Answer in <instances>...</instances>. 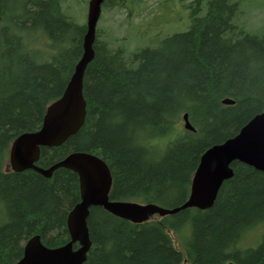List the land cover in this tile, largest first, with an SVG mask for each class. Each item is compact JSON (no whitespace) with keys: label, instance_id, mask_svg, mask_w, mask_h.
I'll return each instance as SVG.
<instances>
[{"label":"trees","instance_id":"1","mask_svg":"<svg viewBox=\"0 0 264 264\" xmlns=\"http://www.w3.org/2000/svg\"><path fill=\"white\" fill-rule=\"evenodd\" d=\"M127 2L105 0L102 12L129 9ZM63 3L0 0V264H17L35 236L49 248L66 245L67 218L80 202L73 171L45 178L4 170L12 142L41 128L82 58L87 25L65 13ZM243 5L183 4L187 27L156 45L130 48L125 37L105 39L97 27L84 76L85 122L61 146L42 148L37 166L49 169L75 152L94 154L110 168L111 200L182 206L202 155L264 112V27L250 30ZM34 33L48 37L50 54L30 48L24 37ZM226 98L235 104L224 105ZM185 114L194 132L179 126ZM232 168L207 210L134 224L92 208L87 264H264V235L256 248L241 245L264 224V173L240 162ZM170 232L181 237L180 247Z\"/></svg>","mask_w":264,"mask_h":264},{"label":"water","instance_id":"2","mask_svg":"<svg viewBox=\"0 0 264 264\" xmlns=\"http://www.w3.org/2000/svg\"><path fill=\"white\" fill-rule=\"evenodd\" d=\"M104 3L105 0H90L82 58L62 96L47 107L41 128L19 135L11 144L9 163L13 172L34 170L51 178L58 169H67L76 173L80 182V202L67 218L70 241L61 247L49 248L40 236H35L25 244L23 257L17 264H87L92 247L88 228L92 208L102 207L118 218L143 224L155 215L165 217L186 209H210L223 184L234 176L232 165L235 162L264 173V112L251 119L237 135L213 145L202 155L187 201L174 209L151 203L111 200L113 178L110 168L94 154L75 152L49 169L37 166L42 148L61 146L77 134L85 122L84 76L95 57L94 43ZM222 103L232 106L235 101L226 98ZM183 121L185 129L195 131L188 114L183 116Z\"/></svg>","mask_w":264,"mask_h":264},{"label":"rangeland","instance_id":"3","mask_svg":"<svg viewBox=\"0 0 264 264\" xmlns=\"http://www.w3.org/2000/svg\"><path fill=\"white\" fill-rule=\"evenodd\" d=\"M192 1L194 0H128L127 6L132 13L129 9L104 10L98 27L105 39L119 40L125 37L126 44L130 48L138 45H156L152 43L159 44L168 36L167 34L171 35L187 27V8L183 7V4L187 5ZM89 2L90 0H64L62 9L79 23L87 25ZM243 3V11L247 14L245 22L250 26V30L260 31L264 27V0H243ZM24 39L31 49H40L43 56L50 54L49 40L46 35L34 33L30 36L28 34ZM118 44V41L114 42V46ZM179 124L180 127L184 126L183 121ZM4 170L11 171L9 155ZM158 217L159 215H155L151 219L155 220ZM170 235L175 247H180L181 237H177L173 232H170ZM263 235L264 224L256 226L245 234L241 245L256 248V244ZM253 245L256 246L251 247ZM188 261L183 264H190Z\"/></svg>","mask_w":264,"mask_h":264},{"label":"flooded vegetation","instance_id":"4","mask_svg":"<svg viewBox=\"0 0 264 264\" xmlns=\"http://www.w3.org/2000/svg\"><path fill=\"white\" fill-rule=\"evenodd\" d=\"M183 123H184V121H183ZM12 171V170H11ZM76 247H77V245H76Z\"/></svg>","mask_w":264,"mask_h":264}]
</instances>
